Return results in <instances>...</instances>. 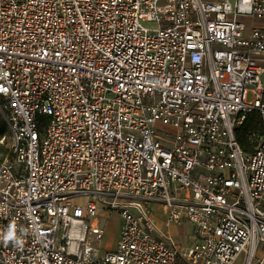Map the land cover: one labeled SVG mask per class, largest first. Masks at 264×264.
Here are the masks:
<instances>
[{"label":"built area","instance_id":"obj_1","mask_svg":"<svg viewBox=\"0 0 264 264\" xmlns=\"http://www.w3.org/2000/svg\"><path fill=\"white\" fill-rule=\"evenodd\" d=\"M0 100V264H264V0H0Z\"/></svg>","mask_w":264,"mask_h":264},{"label":"rangeland","instance_id":"obj_2","mask_svg":"<svg viewBox=\"0 0 264 264\" xmlns=\"http://www.w3.org/2000/svg\"><path fill=\"white\" fill-rule=\"evenodd\" d=\"M148 25H152L149 23ZM252 99V95L250 94L249 100ZM2 100H0V104ZM1 112V108H0ZM12 139L10 138V133L7 131L6 133L0 134V157H6L10 153ZM1 146H5L7 150H3ZM156 208V205H154ZM121 225H122V218L117 213H112L108 218V225H107V233L102 245L106 246L107 248L111 247L114 248L116 246L117 240L119 238L121 232ZM189 229L184 231V235L188 234ZM183 264V263H182Z\"/></svg>","mask_w":264,"mask_h":264},{"label":"trees","instance_id":"obj_3","mask_svg":"<svg viewBox=\"0 0 264 264\" xmlns=\"http://www.w3.org/2000/svg\"><path fill=\"white\" fill-rule=\"evenodd\" d=\"M259 126V119L257 114L252 113L249 115L247 122L245 123V125L243 127H241L239 129V140L241 142V144L243 145V147H246L248 150H251V143L248 139V133L250 130H254L257 129ZM8 131V124H6V121L2 115V113L0 112V134L2 133H6ZM3 148V150H7L5 148V146H1ZM5 157H0V159H3Z\"/></svg>","mask_w":264,"mask_h":264},{"label":"crops","instance_id":"obj_4","mask_svg":"<svg viewBox=\"0 0 264 264\" xmlns=\"http://www.w3.org/2000/svg\"><path fill=\"white\" fill-rule=\"evenodd\" d=\"M172 232L178 236V238L184 242V243H191V233H192V228L190 227V224H186L184 226H170ZM186 229H189L188 234L186 236L184 235V231ZM186 264L185 262H181V264Z\"/></svg>","mask_w":264,"mask_h":264}]
</instances>
